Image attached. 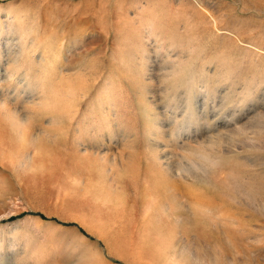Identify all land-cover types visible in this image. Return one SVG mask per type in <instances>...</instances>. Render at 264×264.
Returning <instances> with one entry per match:
<instances>
[{
    "label": "rangeland",
    "instance_id": "374dc122",
    "mask_svg": "<svg viewBox=\"0 0 264 264\" xmlns=\"http://www.w3.org/2000/svg\"><path fill=\"white\" fill-rule=\"evenodd\" d=\"M0 264H264V0H0Z\"/></svg>",
    "mask_w": 264,
    "mask_h": 264
}]
</instances>
